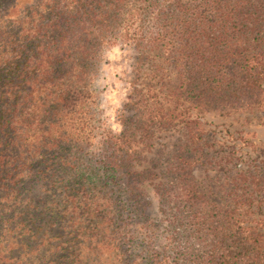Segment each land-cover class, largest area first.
I'll list each match as a JSON object with an SVG mask.
<instances>
[{"label": "trees", "instance_id": "1", "mask_svg": "<svg viewBox=\"0 0 264 264\" xmlns=\"http://www.w3.org/2000/svg\"><path fill=\"white\" fill-rule=\"evenodd\" d=\"M119 43L139 55L130 115L98 136L95 80ZM165 76L196 105L261 106L264 0H0V264L127 263L124 232L155 175L140 168L147 135L169 119L148 83ZM199 124L175 182L158 187L172 230L157 248L145 226L146 264H264L261 220L242 218L264 204V174L235 179L232 208L202 206Z\"/></svg>", "mask_w": 264, "mask_h": 264}, {"label": "rangeland", "instance_id": "2", "mask_svg": "<svg viewBox=\"0 0 264 264\" xmlns=\"http://www.w3.org/2000/svg\"><path fill=\"white\" fill-rule=\"evenodd\" d=\"M138 56L131 45L121 43L104 53L95 80L97 104L93 127L98 136L106 128L118 131L120 117L130 115L126 103L130 81L134 77L133 71L138 67ZM164 78L160 82L152 80L148 83L156 89V92L149 93L148 102L154 106L163 105L166 118L169 119L165 124L152 125L147 135L149 148L140 168L151 169L155 175L144 184L148 203L143 210V222H130L124 232L128 257L126 264L147 263L144 259L148 256L147 248L143 246V240L145 242L147 238L144 230L149 223L156 225L154 247L167 245L172 230L173 211L166 208L157 191L158 187L175 182L181 168L183 150L186 152L189 148L194 149L190 137L196 136L198 120L203 132L200 143L204 159L203 164L195 166L192 178L197 186L194 197L200 199L202 206L219 210L232 208L235 179L242 178L245 173L264 174V100L261 106L223 108L196 105L190 99L186 100L171 91L170 88L176 86V77ZM112 93H115V103L109 99ZM186 145L188 147L184 148ZM184 199L188 202L187 196ZM185 202L182 201V206H185ZM253 209V215L242 218L261 220L264 229V204L261 208L257 205Z\"/></svg>", "mask_w": 264, "mask_h": 264}, {"label": "clouds", "instance_id": "3", "mask_svg": "<svg viewBox=\"0 0 264 264\" xmlns=\"http://www.w3.org/2000/svg\"><path fill=\"white\" fill-rule=\"evenodd\" d=\"M114 96H115V93H112V96L109 97V99H112L113 103H115Z\"/></svg>", "mask_w": 264, "mask_h": 264}]
</instances>
